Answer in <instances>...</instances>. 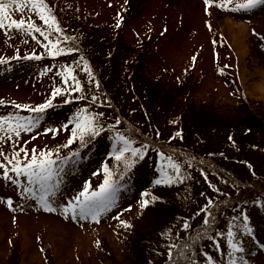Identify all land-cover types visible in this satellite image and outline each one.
Returning <instances> with one entry per match:
<instances>
[{
  "label": "rangeland",
  "instance_id": "rangeland-1",
  "mask_svg": "<svg viewBox=\"0 0 264 264\" xmlns=\"http://www.w3.org/2000/svg\"><path fill=\"white\" fill-rule=\"evenodd\" d=\"M224 18L248 22L264 55V0H0V263L192 264L171 253L189 218L193 264H264V196L236 206L240 183H264V98ZM79 23L105 52L121 39L120 83L127 62L144 78L116 89V111L91 46L71 40ZM215 110L229 119L211 123ZM133 122L172 149L129 137ZM213 203L222 220L206 228Z\"/></svg>",
  "mask_w": 264,
  "mask_h": 264
},
{
  "label": "bare ground",
  "instance_id": "bare-ground-1",
  "mask_svg": "<svg viewBox=\"0 0 264 264\" xmlns=\"http://www.w3.org/2000/svg\"><path fill=\"white\" fill-rule=\"evenodd\" d=\"M219 25L222 27V29H224L225 33L229 35L232 41V44L236 49V56L243 68L242 74L245 75L246 71H249L250 73H252V77L247 82V90L249 94L255 95L260 98H264V55L260 56L258 54L259 51H257V48L254 46V40L250 38V24L242 20L224 18V20L219 22ZM109 72L110 74H114V71H109ZM112 81L115 82L116 78H112ZM127 96L128 95H123L122 97H127ZM74 146L73 144L69 145V147H74ZM115 161L116 160L111 161L110 164L112 163L115 164L116 163ZM113 171L114 169H110L111 173ZM170 184H177L176 188L183 185V183L182 185H179L177 180L172 181ZM156 190H158V188L154 189L155 192ZM145 192H147V194H150L149 193L150 191L148 192V190ZM179 193L181 192L179 191ZM173 199L174 201H178L176 200L175 197ZM161 200L164 201L163 199ZM162 201H159V202H162ZM217 205L218 204L213 203L212 207L214 208L212 209L209 208V210L207 209L208 211L206 212V214L204 213V218H207V222H208V223L203 222L206 228H208L209 225L211 226L214 223V221L217 227L221 223L222 218L220 217V210L218 209V207H221V204H219L218 206ZM223 212L224 210L222 211V213ZM118 218L120 219L121 217L118 216ZM192 222L194 221L189 220L188 218V220L187 219L183 220L182 223H180V225L181 224L182 225L178 228V230L180 231L179 238L182 236L184 237V239L178 242L177 244L173 245L171 249L172 251L171 253L173 255L187 257L188 261L190 263L192 262L193 264L194 263L192 261V258H194L193 255L184 254V250L186 246L188 248V247H191L192 245H197V239L199 236L203 235V232L195 231ZM44 254H46L45 251H43L42 256H44ZM45 259L48 260L47 256ZM54 260L55 259L53 258L50 261L54 262ZM179 263L180 262H176L175 264H179Z\"/></svg>",
  "mask_w": 264,
  "mask_h": 264
},
{
  "label": "trees",
  "instance_id": "trees-1",
  "mask_svg": "<svg viewBox=\"0 0 264 264\" xmlns=\"http://www.w3.org/2000/svg\"><path fill=\"white\" fill-rule=\"evenodd\" d=\"M92 27V26H91ZM91 27H89V29L91 28ZM88 28H83V30H84V36H85V38L87 39V40H89V41H91V40H94L93 38H91V36L90 35H93V33H92V31H90ZM118 33V32H117ZM121 39L119 38H115V40H114V42H113V52H111L110 50H109V52H110V54H112L111 56H110V58H109V61H110V64L112 65V66H114V71H115V64L117 63V61H116V58L114 57V54L116 53V47H117V45H121L122 44V41H120ZM121 42V43H120ZM92 43H94L95 45H98V43H97V41H92ZM123 45V44H122ZM125 45V44H124ZM99 46V45H98ZM105 51V50H104ZM98 52H99V50L97 49L96 50V54H98ZM108 52V51H107ZM107 52H104V54L105 55H102L103 57L104 56H106V53ZM115 52V53H114ZM109 54V55H110ZM104 65V64H103ZM133 66V65H132ZM134 67V66H133ZM101 70H102V73H103V70H104V67L103 68H101ZM132 72V73H131ZM130 72V74H129V77H130V79L134 82V79H136V80H138L140 83L144 80V78L141 76V75H139L138 74V72H139V69L137 70L136 69V67H135V69H133L132 71ZM106 73H103V77H102V83H100L99 81L98 82H96L97 83V85L99 86V87H101L102 85H105L108 89H110L111 87H114V88H116L115 86H114V81H112V77H109V76H107V75H105ZM108 74V73H107ZM115 74V73H114ZM111 75H113V74H111ZM116 75V74H115ZM134 76V77H133ZM135 76H136V78H135ZM134 78V79H133ZM121 79V78H120ZM121 85H122V87H126L125 86V84H124V81H123V84L121 83ZM128 86V85H127ZM130 88H131V86H129ZM245 104H247V103H245ZM245 106H247V105H245ZM227 116L228 115H226V114H223V113H220V112H218L217 110H215L214 111V113H213V117L210 119V120H208V121H210L211 123H213L215 120H219V121H221V119H229V118H227ZM238 119V118H237ZM139 136L141 137V138H143L144 140H148V135L146 134V133H140L139 134ZM156 144L158 145V146H160V147H169V146H167V145H163V144H159V143H157L156 142ZM225 175V174H224ZM224 179H227L226 177V175H225V177L223 176V175H221ZM262 178H264V176L262 177ZM244 181H246L245 179H244ZM246 185H247V188H249V187H251V186H256L255 185V182H253V181H247V182H244ZM240 185H241V187H242V189L244 188V185H243V183H240ZM242 189H240L241 191H239L240 193L242 192V191H244L243 193H245V195H244V198L243 199H245L246 201L247 200H250V199H252V197H256V196H258V195H262V194H264V183H263V185H261L260 187H258V190H256V191H254L253 193H248V192H246L247 190H242ZM254 189V188H253ZM154 226H156V224H154ZM132 228V227H131ZM130 228V229H131ZM146 238H147V236H145ZM176 257V256H175ZM173 261H174V263H176L177 261H176V259H173ZM0 264H6V262L5 263H0ZM9 264V263H8Z\"/></svg>",
  "mask_w": 264,
  "mask_h": 264
}]
</instances>
